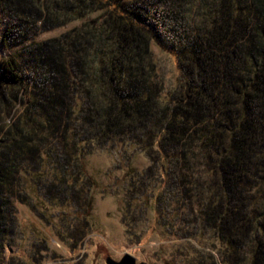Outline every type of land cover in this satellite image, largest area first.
I'll return each mask as SVG.
<instances>
[{
  "label": "trees",
  "instance_id": "obj_1",
  "mask_svg": "<svg viewBox=\"0 0 264 264\" xmlns=\"http://www.w3.org/2000/svg\"><path fill=\"white\" fill-rule=\"evenodd\" d=\"M4 17L22 61L0 58V264L16 202L59 198L83 156L120 140L157 167L149 201L203 195L223 264H264V0H0ZM153 37L181 71L165 92Z\"/></svg>",
  "mask_w": 264,
  "mask_h": 264
},
{
  "label": "rangeland",
  "instance_id": "obj_2",
  "mask_svg": "<svg viewBox=\"0 0 264 264\" xmlns=\"http://www.w3.org/2000/svg\"><path fill=\"white\" fill-rule=\"evenodd\" d=\"M79 22L31 38L57 36ZM7 24L4 17L0 58L13 52L22 61L21 43L2 42ZM164 41L153 37L151 49L165 92L178 84L181 71L176 50ZM149 163L138 145L116 141L82 157L73 186L64 195L53 199L34 192L36 208L17 201L14 226L3 248L4 264H106V256L119 259L125 253L146 264H223L220 241L202 227L198 214L203 195L185 201L176 200V194V201L162 210L149 201L160 191L157 167L146 171ZM141 181L148 183L145 192L138 189ZM33 190L39 192L36 184ZM132 192L136 197L128 204ZM188 232H193L190 237Z\"/></svg>",
  "mask_w": 264,
  "mask_h": 264
},
{
  "label": "water",
  "instance_id": "obj_3",
  "mask_svg": "<svg viewBox=\"0 0 264 264\" xmlns=\"http://www.w3.org/2000/svg\"><path fill=\"white\" fill-rule=\"evenodd\" d=\"M106 264H146L145 261H137L136 257L130 253L123 254L119 259L111 256L105 257Z\"/></svg>",
  "mask_w": 264,
  "mask_h": 264
}]
</instances>
